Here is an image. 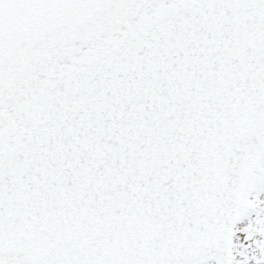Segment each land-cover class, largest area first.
Masks as SVG:
<instances>
[{"label": "snow or ice", "instance_id": "obj_1", "mask_svg": "<svg viewBox=\"0 0 264 264\" xmlns=\"http://www.w3.org/2000/svg\"><path fill=\"white\" fill-rule=\"evenodd\" d=\"M0 264H264V0H0Z\"/></svg>", "mask_w": 264, "mask_h": 264}]
</instances>
